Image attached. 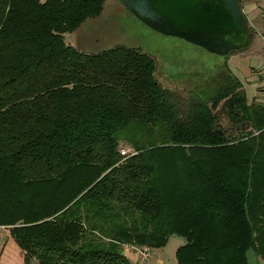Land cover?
<instances>
[{
    "label": "trees",
    "instance_id": "trees-1",
    "mask_svg": "<svg viewBox=\"0 0 264 264\" xmlns=\"http://www.w3.org/2000/svg\"><path fill=\"white\" fill-rule=\"evenodd\" d=\"M106 3L0 0V228L25 264H133L174 236L177 264H264V106L229 69L184 102L142 49L68 44Z\"/></svg>",
    "mask_w": 264,
    "mask_h": 264
},
{
    "label": "rangeland",
    "instance_id": "rangeland-1",
    "mask_svg": "<svg viewBox=\"0 0 264 264\" xmlns=\"http://www.w3.org/2000/svg\"><path fill=\"white\" fill-rule=\"evenodd\" d=\"M260 2L259 5L264 7V1ZM253 18L254 28L264 35V12L257 10L250 13L251 22ZM66 39L68 44L89 53H99L117 46L142 49L157 61L156 76L161 84L175 90L184 102L192 97L206 101L221 86L229 69L242 83L248 102L251 104L256 100L264 106L262 52L251 48L242 55L236 52L227 57L211 54L182 39L152 30L122 6L119 0H107L100 18L87 21L77 32L67 35ZM122 148L132 149L124 142ZM1 234L7 237L10 231L0 228V238ZM184 242L181 237H172L167 247L152 251L154 256L150 264H157L158 257L164 260L165 264H176L175 255ZM6 247L9 255L2 258L1 264H25L23 251L8 244ZM128 252L133 253L124 249L125 254ZM254 258L251 252L250 264H255Z\"/></svg>",
    "mask_w": 264,
    "mask_h": 264
},
{
    "label": "water",
    "instance_id": "water-1",
    "mask_svg": "<svg viewBox=\"0 0 264 264\" xmlns=\"http://www.w3.org/2000/svg\"><path fill=\"white\" fill-rule=\"evenodd\" d=\"M152 30L182 39L211 54L227 57L251 48L259 37L251 29L241 0H119Z\"/></svg>",
    "mask_w": 264,
    "mask_h": 264
},
{
    "label": "crops",
    "instance_id": "crops-1",
    "mask_svg": "<svg viewBox=\"0 0 264 264\" xmlns=\"http://www.w3.org/2000/svg\"><path fill=\"white\" fill-rule=\"evenodd\" d=\"M264 1V0H262ZM260 0H241V4H242V9H243V12L245 14V16L247 17V19L249 20V23H250V26H251V29L253 28V31L256 33V35L259 37V44H258V51L262 52L264 54V35L261 33V32H258V30L256 28H254V21H255V18H253L252 22L250 21L249 19V16H250V13L252 12H255L257 10H260L261 12H264V7H261L259 4ZM246 51H241V52H236V53H240L241 55L244 54ZM254 103L256 104H260V102H257L256 100L253 101ZM261 105V104H260ZM2 235V238H0V262L2 260V258H5L6 255H9L7 253V244L8 246H12L14 247L15 249H19V251L21 250L17 244L15 243V241L10 237V235H7L4 236L3 234ZM22 251V250H21ZM15 252V250H14ZM253 252V251H250L248 253V263L250 264V261H249V257H250V253ZM254 254V263L255 264H263V262H261L255 255V253L253 252ZM126 257L130 260L131 263L133 264H141V261L138 257L137 254H134V253H130L128 252L127 254H125ZM5 256V257H4ZM154 256V254H153ZM176 257V255H175ZM156 262L157 264H165L164 260L160 259L159 257L156 259ZM151 263V262H150ZM149 263V264H150ZM1 264V263H0ZM176 264H177V260H176Z\"/></svg>",
    "mask_w": 264,
    "mask_h": 264
},
{
    "label": "built area",
    "instance_id": "built-area-1",
    "mask_svg": "<svg viewBox=\"0 0 264 264\" xmlns=\"http://www.w3.org/2000/svg\"><path fill=\"white\" fill-rule=\"evenodd\" d=\"M121 154L124 157H129V156L135 155V152L133 149H124L123 148L121 151ZM125 249H126V251H131V252L137 254L141 262H146L147 264H149L153 259V253H152V250L150 248H147V247L137 248V247L126 246Z\"/></svg>",
    "mask_w": 264,
    "mask_h": 264
}]
</instances>
